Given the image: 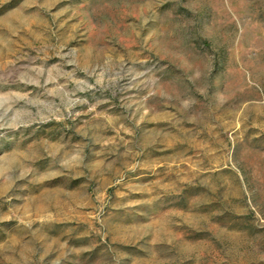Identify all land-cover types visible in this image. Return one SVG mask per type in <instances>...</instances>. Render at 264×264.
I'll use <instances>...</instances> for the list:
<instances>
[{
  "label": "rangeland",
  "instance_id": "1",
  "mask_svg": "<svg viewBox=\"0 0 264 264\" xmlns=\"http://www.w3.org/2000/svg\"><path fill=\"white\" fill-rule=\"evenodd\" d=\"M0 264H264V0H0Z\"/></svg>",
  "mask_w": 264,
  "mask_h": 264
}]
</instances>
